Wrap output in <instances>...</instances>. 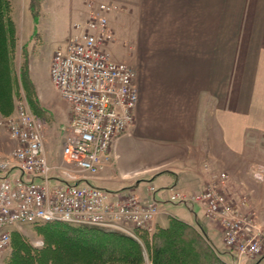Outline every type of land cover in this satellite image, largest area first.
Masks as SVG:
<instances>
[{
  "label": "crops",
  "instance_id": "obj_1",
  "mask_svg": "<svg viewBox=\"0 0 264 264\" xmlns=\"http://www.w3.org/2000/svg\"><path fill=\"white\" fill-rule=\"evenodd\" d=\"M56 1H40V14ZM95 1L121 7L108 16L114 39L119 16L134 18L132 49L122 58L129 57L134 70L138 100L130 134L120 138L144 141L148 158L122 167L118 138L112 166L91 184L109 188L119 175L111 195L121 194L123 186L122 193L154 199L158 206L168 191L198 192L223 172L236 197L252 193V156L264 163V0ZM66 3L75 22L82 15L84 20L85 0ZM55 158L61 160L60 150ZM130 174L131 182L124 177ZM153 180L167 191H157ZM143 181L150 183L141 187Z\"/></svg>",
  "mask_w": 264,
  "mask_h": 264
},
{
  "label": "built area",
  "instance_id": "obj_2",
  "mask_svg": "<svg viewBox=\"0 0 264 264\" xmlns=\"http://www.w3.org/2000/svg\"><path fill=\"white\" fill-rule=\"evenodd\" d=\"M120 9L113 2L88 0L86 18L72 24L74 33L52 54L50 82L71 108L59 164H48L44 122L25 105L19 104L13 115L0 122L16 143L9 153L0 154V254L8 248L15 224L65 222L134 238V228L153 230L158 213L154 199L143 202L129 196L110 202L107 191L91 184L112 163L115 141L129 135L135 121L134 70L126 62L112 60L106 51L114 39L108 16ZM51 181H55L52 186ZM200 199L206 214L222 223L224 243L235 249L237 258L260 254L253 216L234 212L214 187ZM169 201L196 204L193 197L176 195Z\"/></svg>",
  "mask_w": 264,
  "mask_h": 264
},
{
  "label": "rangeland",
  "instance_id": "obj_3",
  "mask_svg": "<svg viewBox=\"0 0 264 264\" xmlns=\"http://www.w3.org/2000/svg\"><path fill=\"white\" fill-rule=\"evenodd\" d=\"M40 1L42 0H39L37 7H32L31 0H11V17L15 24L16 40L8 59L9 83L7 84V95L9 100L8 103L5 99L3 100L4 106L6 104L10 105L7 110L0 112V122L4 118L13 115L19 104L25 105L32 114L44 122L43 145L45 156L46 160L48 158L52 162L50 163L47 160L48 164L54 165L61 162L55 157H58V152L62 149L71 112L69 105L59 97L53 88L49 78V68L53 52L59 46L64 45L74 33L72 24L75 23V17L67 9L68 3H66V0L63 2L64 5L60 4V0L56 1V4L54 2L49 3L50 7L46 8L47 10L41 15ZM87 1L85 0V7ZM121 15L114 25L116 27L115 39L107 46L106 51L112 60L130 64L129 57L125 59L122 57L130 54L132 49L131 38L134 34V18L132 14ZM82 18L83 15L78 21H84ZM24 78L27 80L28 85L24 83ZM1 85L2 83H0ZM68 112H70V115ZM15 146L16 143L9 137L7 129L0 124V151L9 153ZM139 152L144 153L136 156ZM147 152L146 143L137 141L135 145L133 136L122 137L118 141V154L120 155L118 162L122 167L132 168L134 163L146 161L148 158ZM134 155L136 156L135 159ZM165 157L162 156L160 163H163ZM252 157L248 176L253 191L248 195L236 197L235 192L228 191L224 184L227 176L223 172L208 181L198 192L186 193L177 189L168 191V194H166L167 200L158 203V213L155 215L153 230L150 233L147 232L148 241L145 242L146 235L144 233L136 231L141 235L139 241H136L140 245L141 257L135 262L134 237L129 238V235L112 229L66 225L69 227L68 229L63 228L64 226H58L60 228L57 229L59 232L55 231V233L48 234L46 229L50 230L52 227L47 224H15L13 225L14 233L9 246L0 254V264H8L12 254L20 250L18 245H23L25 249H29L31 258H35L41 264H151L152 245L149 241L151 234L159 228L173 230L176 226L174 222L177 221L186 224L191 228L192 233L197 235L201 234L196 225V223H199L200 228L207 232L213 243V248L221 254H218V258L225 264L231 262L234 264H255L264 255V163L259 161L257 156L253 155ZM164 166V164L161 165V168H165ZM99 172L91 181L100 178ZM256 174H259V176L256 177ZM113 177L112 183H110L112 187L105 186L104 188L109 192L108 201L124 200L129 196L138 197L133 192L122 193L121 188H125L123 186L120 187L121 194L111 195L114 192L113 188L118 186L117 181L120 176ZM124 177L131 182L134 174ZM35 181L39 182L38 179ZM148 183L150 181H143L141 187H145ZM54 184L55 181L50 182L51 186ZM152 184L157 191H167L165 189L167 186L158 180H153ZM211 187L224 194L234 212H238L240 216L244 217L253 216L252 219L258 227L257 237L259 240L261 239L259 241L261 242L259 243L261 255L253 257L242 255L237 258L235 249H230L225 245L222 223L218 218L206 214L207 208L203 200L200 199ZM140 190L136 192L139 193ZM172 195H176V197H193L196 204L183 205L171 202L169 198ZM187 236H183L184 238L178 237V241H184L188 244L190 235ZM188 245L190 246V244ZM209 248L211 249V247ZM227 252H230L231 256L225 255ZM17 253L20 257L23 255L21 251H17ZM256 264H264V257Z\"/></svg>",
  "mask_w": 264,
  "mask_h": 264
},
{
  "label": "trees",
  "instance_id": "obj_4",
  "mask_svg": "<svg viewBox=\"0 0 264 264\" xmlns=\"http://www.w3.org/2000/svg\"><path fill=\"white\" fill-rule=\"evenodd\" d=\"M11 3V0H0V83H2V85L0 86V112L7 110V107H9L10 105L6 104L4 106L3 100L5 99L6 103H8L9 100V97L7 95V84L9 83L8 59L10 53L13 51V45L16 40L15 24L11 17ZM38 3L39 0H31L32 7H37ZM24 83L28 85V82L27 80H25V78ZM174 223L176 224V226H174L173 230L167 228H159L158 230H156V232L154 231L151 234V239H149L152 245L150 255L151 264H225L218 258V254H221L213 248V243L209 239L207 232L200 228L199 223H196L201 233L199 235L192 233L193 231H191V228L183 222L177 221ZM32 224L50 225L52 228L50 230L46 229V232L48 234L55 233V231L59 232V230H57L60 229L58 226H64L63 228L67 229L69 227L66 225L84 226L65 222H35ZM13 229L14 228H12L10 231V241L12 234L14 233ZM136 231L144 233L146 235L145 242L148 241L146 230L135 228L133 229V234L137 237L134 238V257L136 256V258H134V262L139 260L141 257L140 245H138L136 242L139 241L141 235ZM188 234L190 235V238L188 239V244H190V246L184 243V241H178V237H186ZM129 238H131V236H129ZM184 244L185 246L187 245V247H185ZM18 247H20V250H17V246L16 250L19 252L21 251L23 253L22 256L24 257H20L16 251L14 254H12L8 264H41L40 261L35 260V258H31L29 249H25L23 245H18ZM209 247H211V249ZM213 250L214 252H216V254H214ZM226 254H228V256H231L230 252L225 253V255ZM263 257L264 255L259 260H261ZM230 264L234 263L231 262Z\"/></svg>",
  "mask_w": 264,
  "mask_h": 264
},
{
  "label": "water",
  "instance_id": "obj_5",
  "mask_svg": "<svg viewBox=\"0 0 264 264\" xmlns=\"http://www.w3.org/2000/svg\"><path fill=\"white\" fill-rule=\"evenodd\" d=\"M177 204H183V203H180V202H176ZM183 205H187V204H183Z\"/></svg>",
  "mask_w": 264,
  "mask_h": 264
}]
</instances>
